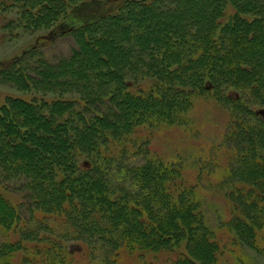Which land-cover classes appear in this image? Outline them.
I'll use <instances>...</instances> for the list:
<instances>
[{
	"label": "trees",
	"instance_id": "1",
	"mask_svg": "<svg viewBox=\"0 0 264 264\" xmlns=\"http://www.w3.org/2000/svg\"><path fill=\"white\" fill-rule=\"evenodd\" d=\"M10 1L0 0V11L14 6ZM91 1L74 0L68 11L67 0H14L21 28L74 34L77 47L68 59L47 64L41 79L28 73L29 61L43 56L38 46L0 70V83L25 94L0 101V203L5 207L0 264H73L65 243L69 237L93 252L99 248L102 260L111 264L124 253L169 248H183L175 264H218L223 248L206 223L195 185L185 181L184 164L151 156L148 148L153 129L185 125L201 98L215 99L232 114L223 142L236 165L227 180L233 209L228 222L253 246L264 231V118L254 109L264 107V53L255 50L264 35V0H204L210 20L200 15L196 21L181 8L171 14L174 23H155L153 34L142 30L135 37L126 27L119 40L135 47L133 61L101 27L119 25L135 18V9L150 12L166 0L130 2L104 15ZM229 2L233 10L227 14ZM90 6L95 14L88 18ZM93 43L101 46L94 48L97 63L85 65L80 47ZM248 46L255 50L251 55L240 52ZM53 69L78 77L60 81ZM37 113L51 123L50 131H58L59 146L33 133ZM22 136L38 142L44 153L39 164L27 141H13ZM141 151L144 162L136 164L133 156ZM7 193L19 195L20 202Z\"/></svg>",
	"mask_w": 264,
	"mask_h": 264
},
{
	"label": "rangeland",
	"instance_id": "2",
	"mask_svg": "<svg viewBox=\"0 0 264 264\" xmlns=\"http://www.w3.org/2000/svg\"><path fill=\"white\" fill-rule=\"evenodd\" d=\"M149 0H94V8L98 14L111 13L110 11L118 12L121 6L127 5L130 2L141 3ZM204 0L182 1L180 4H175L174 1H167L150 12L142 13L141 9H135V18L129 19L126 17L119 25L101 27L105 35L113 40L114 43H121L124 46V53L128 59L132 60L135 56V47L128 48L120 39V35L126 27L132 29L133 36H141L142 30L152 31L154 24L160 23L163 26L169 23H174V18L171 14L174 10L181 9L188 11L196 21H199L200 15L204 20H210L211 14L205 9ZM14 6L7 8L5 11H0V70L5 68L14 59L20 58L23 53L29 51L33 47L38 46L43 51L41 60L35 58L29 61V74L41 79V74L47 64L51 66L58 60L68 59L73 48L77 47V42L74 34H52L51 29L42 27L36 31L32 29H23L18 25L20 15L18 11V3L14 0L10 1ZM70 11L71 3L74 0H67ZM73 4V3H72ZM92 4V5H93ZM184 4V5H183ZM91 6L86 11V17L94 16ZM155 6L153 7V9ZM232 4L229 2L227 6V14L232 12ZM161 14H164L162 17ZM186 14V22L190 16ZM87 18V19H88ZM264 19V16L263 18ZM154 33V30L151 32ZM165 31H161L160 36L165 35ZM241 30L237 31V35H242ZM256 37H259L257 35ZM39 39H42L39 40ZM260 47L255 49L264 53V35L261 36ZM41 41V42H40ZM95 47H101L99 44L93 43V46H81L79 60L83 64L97 63L95 57ZM107 51L111 53V47L108 44ZM252 46L241 48L240 52L251 55L255 51ZM122 51V52H123ZM71 60H74L71 58ZM223 66V65H222ZM221 66L222 70L226 66ZM50 68V67H49ZM52 68V67H51ZM60 71V70H59ZM58 69H53L54 77L57 80L65 79L72 81L77 78V75H72L71 71L62 73ZM79 73V71H77ZM207 86H211L208 81ZM232 97H238L235 91L229 92ZM25 94L17 90V88L0 83V101H6L8 97L24 96ZM27 97V96H26ZM105 112L106 105L101 107ZM254 109L264 118V107L255 106ZM112 117V116H111ZM38 121L33 123V133L50 137L54 148L59 146L60 135L58 131L49 130L51 123L47 122L37 113ZM56 118L63 119L64 116ZM114 122H121L122 117H112ZM19 123L18 118L15 119ZM188 123L183 126L162 125L151 131L150 144L148 146L151 156L157 155L167 160L180 161L183 165L185 181L188 184L195 185V192L198 198L202 201V209L206 217L208 227L214 230L216 239L220 242L223 250L218 256V264H264V231L258 232L256 243L250 246L246 241H243L236 231L229 226V220L232 217V203L228 199L229 185L227 180H231L230 175L233 167H236L233 160L232 149L224 148L223 142L226 134L230 133L233 125V117L228 107L222 106L213 98H201L195 101L193 108L188 115ZM55 122L53 121L52 124ZM3 128L0 125V141L3 136L1 132ZM147 133V132H145ZM251 136L256 138L254 132ZM17 140L27 141L33 149L36 150L33 156V162L39 164L38 158L44 153L38 142L30 138V136L14 137V142ZM223 145V146H222ZM13 150L8 148V154L11 155ZM132 158V157H131ZM130 158V159H131ZM144 153L141 151L138 156H133L132 161L136 164L144 162ZM87 165V164H86ZM91 165L90 163L88 166ZM226 184V185H225ZM7 196L15 203L20 202V196L12 193H7ZM0 213H2V205L0 203ZM26 209V208H25ZM65 242L68 249L73 254V264H111L103 261L101 251H92V247L87 246L81 240L69 237ZM96 246V245H92ZM183 248H173L158 252H142L139 253H124L119 259L118 264H175ZM139 254V255H138ZM112 259V258H111ZM109 258L108 262H111ZM18 261L15 264H20Z\"/></svg>",
	"mask_w": 264,
	"mask_h": 264
}]
</instances>
